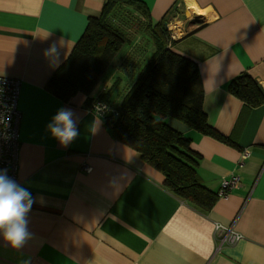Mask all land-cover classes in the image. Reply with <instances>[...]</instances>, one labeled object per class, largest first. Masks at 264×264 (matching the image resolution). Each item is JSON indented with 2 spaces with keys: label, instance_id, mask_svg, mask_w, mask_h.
I'll return each instance as SVG.
<instances>
[{
  "label": "crops",
  "instance_id": "crops-1",
  "mask_svg": "<svg viewBox=\"0 0 264 264\" xmlns=\"http://www.w3.org/2000/svg\"><path fill=\"white\" fill-rule=\"evenodd\" d=\"M105 1L0 0V77L21 82L16 182L35 198L28 214L33 238L16 250L0 234V264H264V104L246 109L228 91L244 73L264 89V0H136L153 22L170 24L179 36L172 50L199 66L210 125L236 143L169 120L200 156L206 187L218 192L223 181L240 178L209 214L166 189L162 174L117 141L85 96L65 103L44 89ZM54 43L58 64L45 54ZM119 63L104 91L134 68L133 61ZM61 107L78 117L79 136L67 147L47 130ZM215 223L233 226L244 238L222 243Z\"/></svg>",
  "mask_w": 264,
  "mask_h": 264
},
{
  "label": "trees",
  "instance_id": "trees-1",
  "mask_svg": "<svg viewBox=\"0 0 264 264\" xmlns=\"http://www.w3.org/2000/svg\"><path fill=\"white\" fill-rule=\"evenodd\" d=\"M123 5L132 6L137 16L145 20L153 51L148 57L151 49L146 48L142 65L123 74L125 78L119 76L104 94L94 96L96 86L107 77L128 42L111 19ZM169 43L164 21L153 22L145 4L136 0H106L101 16L89 20L85 34L44 89L65 103L83 95L91 112L96 103H106L109 110L104 123L117 141L141 154L146 164L161 173L164 186L171 193L193 209L209 214L218 202V192L202 183L198 171L200 156L191 149L190 139L172 128L169 120L225 144L236 143L208 121L199 66L168 48ZM124 86L128 91L121 90L123 97L118 108L112 98ZM228 91L246 109L264 104L263 87L248 73L232 80Z\"/></svg>",
  "mask_w": 264,
  "mask_h": 264
},
{
  "label": "clouds",
  "instance_id": "clouds-1",
  "mask_svg": "<svg viewBox=\"0 0 264 264\" xmlns=\"http://www.w3.org/2000/svg\"><path fill=\"white\" fill-rule=\"evenodd\" d=\"M46 55H55L59 63V53L55 43L46 51ZM101 111V106H96V112ZM7 117H0V123L6 122ZM98 119L90 125V130L95 133ZM78 117L76 113L66 107H61L47 125V130L62 146L67 147L78 136ZM35 198L31 192L19 185L8 176L7 169H0V234L11 248L20 250L33 238L29 230L28 214L31 211ZM20 264H30L29 260H22Z\"/></svg>",
  "mask_w": 264,
  "mask_h": 264
},
{
  "label": "built area",
  "instance_id": "built-area-1",
  "mask_svg": "<svg viewBox=\"0 0 264 264\" xmlns=\"http://www.w3.org/2000/svg\"><path fill=\"white\" fill-rule=\"evenodd\" d=\"M179 36L170 34V43L168 48L172 49V43L177 41ZM20 80L0 77V117H7L6 122L0 123V169H7L9 177L17 180V169L19 165L20 152V122L21 112L18 108L20 95ZM101 106V111L96 112V106ZM109 108L106 103H96L92 112L107 120V112ZM249 157V152L243 153V159ZM239 179L234 176L230 180L222 183L220 195L224 197L228 191L238 184ZM227 193V194H226ZM215 234L221 237L222 243L234 245L241 241L244 236L238 232L233 226H226L222 223H215Z\"/></svg>",
  "mask_w": 264,
  "mask_h": 264
},
{
  "label": "rangeland",
  "instance_id": "rangeland-1",
  "mask_svg": "<svg viewBox=\"0 0 264 264\" xmlns=\"http://www.w3.org/2000/svg\"><path fill=\"white\" fill-rule=\"evenodd\" d=\"M111 19H112V23L114 24V26L117 27L126 36L127 41H128L127 44L125 45L126 47L123 49L124 53L120 57L121 59L118 58L113 64L116 63L115 65H117V63L120 60L119 66H122L124 62L131 61V64H132V61H133V63H134L133 69L138 68L139 65H142L141 63L143 62V60L145 58L143 54L147 51L146 48L151 49V52L148 50V53H147V55L149 57L153 51V46H154L152 41L149 38V32L146 29L147 24H146L145 20L143 18L138 17L137 14L133 10H127V9L122 10V11H120V9H117L113 13V15L111 16ZM166 28L172 34H175L174 29H171L170 24H167ZM169 38H170V36H169ZM131 69H129V70H131ZM110 70H111V68L109 69L107 76L110 74ZM125 77H126V75H123V78H125ZM105 80H106V78L103 79V81L101 80L98 83V85L96 86V89L92 95L95 96L97 93L99 95L104 94V92H105L104 86L106 83ZM127 86H128V84H127ZM124 88H125V86H124ZM124 88L120 89V92ZM121 97H123L122 92L119 94V96H117L115 98V100H113V104H115V106H117L118 108L121 107V105H120L122 102ZM233 177L234 176H232V178ZM236 177L239 179V181L235 187L240 185V178L238 176H236ZM221 189L217 193L218 200L221 198H225L228 195L227 193H229V191H228L226 193L227 195H225L224 197H221V195H220Z\"/></svg>",
  "mask_w": 264,
  "mask_h": 264
}]
</instances>
